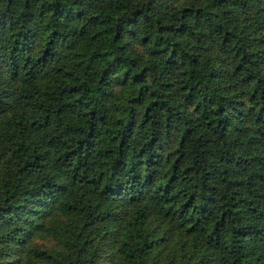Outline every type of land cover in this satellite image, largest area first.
<instances>
[{"label":"trees","instance_id":"trees-1","mask_svg":"<svg viewBox=\"0 0 264 264\" xmlns=\"http://www.w3.org/2000/svg\"><path fill=\"white\" fill-rule=\"evenodd\" d=\"M0 264H264V0H0Z\"/></svg>","mask_w":264,"mask_h":264},{"label":"rangeland","instance_id":"rangeland-1","mask_svg":"<svg viewBox=\"0 0 264 264\" xmlns=\"http://www.w3.org/2000/svg\"><path fill=\"white\" fill-rule=\"evenodd\" d=\"M47 244H49V243H47Z\"/></svg>","mask_w":264,"mask_h":264}]
</instances>
